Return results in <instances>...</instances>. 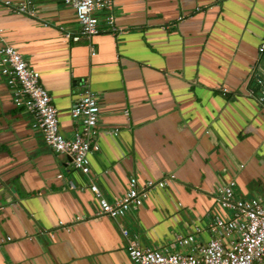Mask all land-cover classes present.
I'll return each mask as SVG.
<instances>
[{
    "label": "crops",
    "instance_id": "crops-1",
    "mask_svg": "<svg viewBox=\"0 0 264 264\" xmlns=\"http://www.w3.org/2000/svg\"><path fill=\"white\" fill-rule=\"evenodd\" d=\"M5 1L0 46L38 72L65 136L80 94L97 95L99 149L88 175L74 169L0 71V264H133L120 227L142 246L185 252L177 235L205 243L210 220L231 215L220 187L234 181L235 198L264 199V0H114L117 31L100 12V32L76 41L63 0H29L32 13ZM130 177L139 190L165 185L119 219L99 213L91 183L112 201Z\"/></svg>",
    "mask_w": 264,
    "mask_h": 264
},
{
    "label": "built area",
    "instance_id": "built-area-1",
    "mask_svg": "<svg viewBox=\"0 0 264 264\" xmlns=\"http://www.w3.org/2000/svg\"><path fill=\"white\" fill-rule=\"evenodd\" d=\"M75 10L79 30L72 35L78 40L81 36L90 37L100 32L99 15L105 12L103 24L115 33L114 0H63ZM13 11L32 13L29 0L12 3L4 2ZM264 52V42L259 47ZM0 71L7 83L13 87V102L30 112L32 126L41 131L45 144L53 151L69 157L74 169L84 175L90 172L89 154L99 149L97 95L86 88L70 109V115L78 122L71 137L59 130L58 112L47 90L41 85L39 74L29 67L22 55L11 45L2 42L0 46ZM226 89H223L225 91ZM257 101L264 105V78L260 80ZM60 176V175H59ZM165 181H146L141 190L135 177H130L128 188L123 195L110 201L104 197L94 183V192L99 205V213L113 219L123 217L131 209L140 206L148 191L163 187ZM71 188L74 185H69ZM234 181L220 187L217 198L222 208L231 211L229 217L215 215L208 224L211 237L205 243H197L193 235H177L174 242L187 251H173L168 247L142 246L136 234L120 227L126 238V251L133 264H253L264 257V199L243 200L234 197ZM201 229H198V231Z\"/></svg>",
    "mask_w": 264,
    "mask_h": 264
},
{
    "label": "rangeland",
    "instance_id": "rangeland-1",
    "mask_svg": "<svg viewBox=\"0 0 264 264\" xmlns=\"http://www.w3.org/2000/svg\"><path fill=\"white\" fill-rule=\"evenodd\" d=\"M257 183V182H256ZM258 188V187H257ZM261 189L263 190V193H264V185L263 186H261ZM262 193V196H264V194ZM253 198H255V196H253V197H248V199H253ZM253 264H264V257H263V261L262 262H259V261H254V263Z\"/></svg>",
    "mask_w": 264,
    "mask_h": 264
}]
</instances>
